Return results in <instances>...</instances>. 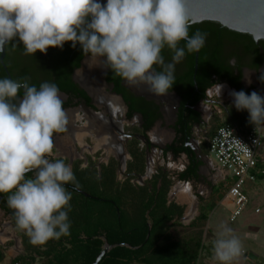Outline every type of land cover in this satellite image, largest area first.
<instances>
[{"label":"clouds","instance_id":"clouds-1","mask_svg":"<svg viewBox=\"0 0 264 264\" xmlns=\"http://www.w3.org/2000/svg\"><path fill=\"white\" fill-rule=\"evenodd\" d=\"M189 27L185 0H0V50L15 41L25 55L35 56L70 42L98 67L156 95L173 88L176 65L205 45L206 33L189 35ZM259 79L264 83V72ZM217 87L221 94L224 86ZM230 95L255 129L264 127V95L244 90ZM63 103L54 81L37 87L27 77H0V194H8L16 227L32 245L70 235L67 185H79L69 164L49 158L54 134L68 122ZM242 250L233 229L218 224L213 259L232 264Z\"/></svg>","mask_w":264,"mask_h":264},{"label":"trees","instance_id":"trees-1","mask_svg":"<svg viewBox=\"0 0 264 264\" xmlns=\"http://www.w3.org/2000/svg\"><path fill=\"white\" fill-rule=\"evenodd\" d=\"M226 30L235 35L241 34L229 29ZM189 35H191L190 29ZM246 36L252 45L251 52L254 55L252 67L257 68L259 65H264V41H260L261 43L258 46L250 35ZM10 44L11 42L6 45V48ZM260 47L263 48V53L258 52ZM213 54H217V51H213ZM56 55L57 58L58 56L59 58L67 57L63 53H56ZM216 56L210 60L211 63L209 62V64L213 68L211 74L217 75V79H208L202 86L203 91L220 81L226 82L236 91L244 90L240 85L239 79H233L220 74L217 70L219 68L216 62L217 60H214ZM186 57L189 68L187 73L188 87L190 89L185 94L181 93L179 88H177V78L174 80L173 88L169 89V91L176 90L181 96V112L179 114V121L173 125L175 139L172 144L164 149L163 155H167L168 152L174 158L180 157L182 154L185 155L187 164L177 174V178L179 181L198 182L200 180L198 169L201 160L196 157L191 149L186 148L185 142L191 133L193 124L198 121L199 116V113L195 112L191 106L197 102L199 97L191 101L189 100L192 93L195 92L192 77L195 73L196 80L201 88V80L208 73L206 65L208 57H206L201 48L196 72H194V53L187 54ZM0 77H5L1 65ZM106 80L114 83L115 91L122 94L128 104V117L134 113L142 115L144 122L141 125L140 131H148L155 119L159 116L158 106L153 101H148L143 97L133 96L121 87V78L114 75L111 71L107 73ZM57 85L60 89L65 90V92L72 93L75 97H80L85 102H89V97L76 85L69 82L66 77L58 79ZM244 91L246 93L248 92L247 90ZM187 102L188 106L186 107ZM184 111L188 112L190 118H192V120L189 118L188 124L184 122ZM246 119H248L246 110L237 111L234 107H227V113L223 119L217 114L212 118V122L214 121L217 124L210 137L219 125L229 122L239 128V120L245 121ZM208 141L205 143L206 147L204 144H201V148L206 154H209ZM137 142L139 143V141ZM75 168L77 170H74L73 173L78 182V187L97 196V198H88L75 189L67 187L68 191L72 192V199L70 201L71 210L68 213L71 222L70 235L61 237L59 240H50L45 245H32L29 242V238L26 237L24 238V253L13 258L11 264H30L37 258L41 260L40 264H91L101 251L105 241L109 245L114 246L101 258L98 264H197L199 253L203 248L201 238L199 236H189L180 241H175L170 233L171 226L169 222L173 221V219H180L184 207L176 205L172 201L168 203V191L171 186V181L166 177L165 173H156L150 179V190L148 186L142 185L137 191L129 181L132 177H129V190L116 192L118 198H120V201H118L113 197H102L96 194V192L90 189L92 184H90L86 177L82 176V170L78 166ZM127 168L129 169V164ZM91 173L98 176L97 172ZM128 187L126 188L128 189ZM7 195L0 194V210L4 211L11 219V222L16 225L13 210L7 206ZM196 218L199 221L207 220V215L201 212ZM148 233L149 236L147 238ZM126 245L138 248H131ZM3 258L4 255L0 251V260Z\"/></svg>","mask_w":264,"mask_h":264},{"label":"flooded vegetation","instance_id":"flooded-vegetation-1","mask_svg":"<svg viewBox=\"0 0 264 264\" xmlns=\"http://www.w3.org/2000/svg\"><path fill=\"white\" fill-rule=\"evenodd\" d=\"M189 24L191 35L197 31L206 33V42L202 50L203 53H205L206 57H208V60H206L208 73L206 74V77L201 80V88L196 80L195 73L192 77L194 80L195 92L192 93L189 100L191 101L196 97H199L197 102L191 105L192 107L197 108L198 111L194 110L193 108L192 109L195 112H198L199 116L198 121L195 122L192 126L191 133L186 139L185 146L186 148H189L194 152V148L196 146L194 141L195 127L201 128L204 124H208L210 120L215 116V114H217L218 111H215L217 107L220 109L219 111L227 108V105H225L226 103L223 100L213 99L208 94V91L210 92V89H213L214 86L217 85V83L205 91H203L202 89V86L205 84V82L208 81V79H217V75L211 74L213 68L209 64V62L211 63L210 60L213 59L215 55H217L216 59L214 60H217L216 62L219 65V68L217 70L220 72V74L229 76L233 79H239L240 85L244 90H247V93L249 94L252 91H256L261 95H264V83H262L259 79L261 73L264 72V65H259V67L257 68L252 67L254 55L251 52L252 45L246 36L249 34L241 33L240 35H235L232 32L226 30L228 28L222 26L221 24L220 26L218 22L210 20H204L201 22H191L189 20ZM260 41L256 43V45L259 46V43H261ZM183 43L184 42H181V44ZM215 48H217L218 50ZM213 51H217V54L214 55ZM258 52L263 53V48L260 47L258 49ZM56 53L66 54L67 57L59 58L58 56L57 58ZM163 54L166 60L171 59V53L169 52V50L165 49ZM5 58L4 62L12 79H21V77H27L29 78V82L31 84L39 87L42 81H54L57 84L58 79L66 77L69 82L73 83V85H76L81 91L84 92L87 97H89V102H85V100L81 99L80 97H75L72 93H67L65 92V90L59 88L60 94L63 98V107L65 109L68 122L63 132L54 134V143L55 138H57L56 136L60 135L61 138L59 136L57 140L61 143L67 142V152L66 150L62 151V154H67L66 156L68 157L58 156L51 157V159L62 158L65 163L71 166L72 169L73 167L78 166L81 170H86L87 172H97L98 175L99 171L102 170V168H108L110 166H116L118 172L120 165L117 158L123 157L122 150L121 153L115 152L117 151V147H120V149H122L120 138L119 136H117V133L120 132L119 128L121 127V136L125 135L126 140L131 139L130 141H132L136 138L138 140H141L140 136L146 135L147 140L142 139L143 141H145V144L143 146L145 148L144 150H146V148L152 149L153 142L150 139L149 133L154 128L156 123L164 118L163 109L166 110V122H169L171 124L170 132L163 135V139L167 141V144L163 149H166L170 144L173 143L175 139V131L173 129V125L177 121H179V114L181 112V96L177 93L176 90L169 92L173 93L174 95H176V97L179 98L178 106L175 105L173 96L166 98L156 97L150 99L143 97L148 101H153L158 106L159 116L155 119L148 131L141 132L140 134H126L124 132L125 125L123 126L120 123L121 126L119 127L116 124V122L119 121L117 119L119 118L117 117L118 113H115L116 118L113 119V111H117L121 115H123L121 118L122 123L124 119L130 122L131 120H133V117L139 118L140 114L134 113L132 116L128 117V104L126 103L122 94L115 91L114 83L106 80V75L109 71L98 67V61H90L86 56H84L79 45L73 48L71 46V43L68 42L65 43L62 49L50 47L46 54L41 52L39 53L38 51L35 56H33L25 55L22 45H19L18 43L13 41L11 42L10 46L6 48ZM186 58L187 57L185 56V58L175 67V78H177L178 80L177 88H179L180 92L183 94L187 93V90L190 89L188 87L189 83L187 73L189 68L187 66ZM89 63L91 65H89ZM1 67L3 69L5 77H8L2 65ZM90 69L92 72V76L86 77ZM196 71L194 70V72ZM84 77H86V79H84ZM218 83L221 85H226L227 88H231L226 82L220 81ZM120 84L121 87L126 89L133 96L142 97L135 94V92H138V90H136L135 88H133V90H130L128 88L129 85L122 79L120 81ZM224 89L226 88L224 87ZM22 92L23 90L21 89V94ZM207 98L208 100H206ZM162 101H165L167 105L161 104ZM188 102L186 103V107L188 106ZM75 106L86 109V111H88L89 114L92 115L90 119H85V121L79 120L80 124L77 123V121L75 120H77L79 116L78 109L74 114L72 111L70 112L66 110L67 108ZM183 116L185 117V121H183L185 122V124H188L190 114L184 111ZM190 120H192V118H190ZM143 122V117L142 119L139 118L140 128ZM127 131L129 132L130 130L128 129ZM86 134L93 135L96 140L97 147L105 148L107 150V154L104 153L102 156V153L99 154L98 151L93 153H90L88 151L85 152L84 147L82 145H78V143L80 142L82 136ZM160 142L161 141H157V143L161 145ZM74 143L77 144V147L74 145ZM163 151L164 150H161L160 152L163 154ZM112 155H116L117 157H113ZM102 157H104L103 160H101ZM28 175L31 176L32 174L29 173ZM124 177H126V175L123 174L121 178ZM92 196L97 198V196L95 195Z\"/></svg>","mask_w":264,"mask_h":264},{"label":"rangeland","instance_id":"rangeland-1","mask_svg":"<svg viewBox=\"0 0 264 264\" xmlns=\"http://www.w3.org/2000/svg\"><path fill=\"white\" fill-rule=\"evenodd\" d=\"M89 65L91 64L89 63ZM89 76H92L91 69L88 71L86 77ZM86 77H84V79H86ZM223 86L227 90L224 89L223 87L220 94L219 89L216 85L214 86L215 88L210 89V92L208 91L209 96L216 100H223L226 103L225 105H227V107H234L233 98L230 95L233 89L227 88L226 85ZM161 104L167 105L165 101H162ZM77 109L79 113L78 119L75 120L77 121V123H79V120L82 121H85V119L88 120L92 116L89 114L88 111H86V109L78 106L67 108L66 110L70 112L72 111L74 114ZM219 110L220 109L218 107L215 109V111H219ZM163 112H164L163 113L164 118L158 121L154 126V128L149 133L150 139L153 142L152 145L153 148L149 149L148 153H146L144 150L145 148L143 147L145 141H143L142 139L138 140L136 138L139 141L138 143L136 140L134 141L133 140L130 141L131 139L126 140L125 135L121 136L120 123L123 126L125 125L124 132L126 134L127 133L140 134L141 131L139 127V118L133 117V120H131L130 122L124 119L122 123L121 118L123 115H121L117 111L116 112L113 111V116H112L113 119L116 118L115 113H118L117 117L119 118L117 119L119 121L116 122V124L120 127L119 128L120 132L117 133V136H119L122 144V149H120V147H117L116 149L117 151L115 152L121 153L122 150L123 157L117 158L119 160V165H120L118 172L116 166L102 168V170L99 171L98 176H96L94 173L87 172L86 170H82V176L86 177L90 182V184H92L90 189L96 192V194H98L99 196L102 197L109 196V197H113L115 200L120 201L119 200L120 198H118V194L116 192H120L121 190H129L128 187L129 177H132L131 180L129 181L136 188L137 191L139 190L138 188L141 187L142 185L148 186L150 190L151 188V185L149 183L150 179L156 173L163 172L165 173L166 177L171 181V186L168 191V199L172 201L174 200L173 202L176 201L177 203L185 205L184 209L186 207V209L183 210L182 218L177 220L173 219V221L169 222L171 226L170 233L174 237L175 241L176 240L180 241L189 236L191 237L199 236L201 238L203 243V248L199 253L197 264H220V262L213 259L211 252L212 241L215 238L217 225L220 223H226L229 227H231L233 229V233L240 237L243 244L242 254L238 258H236L232 262V264H264V183L260 184L261 186L260 190L262 191H260L259 193H257L256 191L255 193L254 192L250 193L251 195L250 206L247 207V210L246 211L244 210L245 212H243V214L240 215L234 222L230 221V215H231V211L233 210V205L230 203L226 205L224 203V200L226 198L225 197L226 189L224 187V183L222 184L219 183L218 185H216L213 197L212 198L209 197L206 203L205 201H203V203H200L201 201L197 198L198 205L195 206V208H190V212H187L188 205L190 204L193 205V201L192 200L189 201V193L187 195V193H185L186 192L185 188L183 187H187L188 191L191 190V188L193 192H195L196 190V192L200 193L205 199L208 195L207 189L205 187V183H200V181L194 182L196 186H193L194 183L192 182L179 181L177 178V174L185 168L186 159L181 156L174 158L170 153H168L167 155H163L160 152L161 150H164L163 148L167 144V141L163 139V135L170 132L171 130L170 129L171 124L169 122H166L165 120L166 110L163 109ZM247 122H249L248 119ZM216 124L217 123L214 121L212 122L211 119L208 124H204L201 128L195 127L194 140L199 141V145L200 143L201 144L206 143L208 141V138L214 131ZM128 129L130 130L129 132L127 131ZM59 136L56 137L58 138ZM57 138H55L53 154L49 157L50 159L51 157H58V156L68 157L66 156L67 154L66 155L62 154V151L66 150L67 152V147H66L67 142L61 143L57 140ZM82 138L80 140L81 143L79 142L78 145H82L85 149V152L88 151L90 153H93L98 151L99 154L102 153V156L104 153L107 152L105 148L97 147V143L93 135L86 134L83 135ZM157 141H161L160 142L161 145L157 143ZM74 145L77 147L76 143H74ZM112 156L117 157L116 155H112ZM103 158L104 157H102L101 160H103ZM209 158L212 159V161H214L212 156H209ZM128 164H129V169L127 168ZM74 170L77 169L73 167L72 171L74 172ZM123 174L126 175V177L121 178ZM136 174L137 176H135ZM214 180H216V177ZM126 187H128V189ZM179 187L181 188L180 189L181 191H179L178 189ZM177 192L180 193L178 194ZM183 196H185V198ZM179 197H181V199ZM257 201L259 203L255 204ZM256 209H259L260 212L254 213V210ZM201 212L207 215V220H203V221L197 220L196 217ZM26 237L27 235L23 231L18 230L16 225H14L11 222L9 216H7L4 213V211L0 210V247H1L0 251L4 255V258L0 260V264H11L13 258L24 253L25 251L24 238ZM40 261L41 260L37 258L33 263L31 262L30 264H40ZM132 264H139V263H132Z\"/></svg>","mask_w":264,"mask_h":264},{"label":"water","instance_id":"water-1","mask_svg":"<svg viewBox=\"0 0 264 264\" xmlns=\"http://www.w3.org/2000/svg\"><path fill=\"white\" fill-rule=\"evenodd\" d=\"M185 9L188 16V19L191 22H201L204 20L215 21L221 24L222 26L237 31L240 33H247L252 36L255 43H258L260 40H264V0H185ZM6 55V46L3 50H0V63L3 66L7 76L11 78L9 71L5 65L4 58ZM198 59L199 52L194 53V70L198 68ZM130 90L135 88L138 92L135 94L145 97V98H166L173 96L175 105H179V98L176 97L173 93L169 92L163 95H156L148 90L146 86H129ZM208 100V98L206 99ZM194 110L198 111L197 108L193 107ZM139 118L142 119V115H139ZM141 139L147 140L146 135H141ZM195 141L194 152L196 157L205 161L206 158H210L203 155L201 147L199 146V141ZM146 153H148L149 148H146ZM125 163V162H124ZM123 163V165H124ZM137 176V174L135 175ZM67 187L73 188L76 191L80 192L86 197L96 198L91 194L85 192L84 190L68 184ZM150 230V226H149ZM149 233L147 235V238ZM125 245V244H119ZM114 245H109L106 241L92 261L91 264H98L101 258L113 247ZM131 247L129 245H126ZM138 248V247H131Z\"/></svg>","mask_w":264,"mask_h":264},{"label":"built area","instance_id":"built-area-1","mask_svg":"<svg viewBox=\"0 0 264 264\" xmlns=\"http://www.w3.org/2000/svg\"><path fill=\"white\" fill-rule=\"evenodd\" d=\"M208 142L210 156L233 179L227 196L233 202L230 221L234 222L249 203L244 190L245 183L264 181V160L257 156L262 144L261 132L260 129L252 127L242 133L234 124L227 122L216 128ZM255 212H259V209Z\"/></svg>","mask_w":264,"mask_h":264},{"label":"crops","instance_id":"crops-1","mask_svg":"<svg viewBox=\"0 0 264 264\" xmlns=\"http://www.w3.org/2000/svg\"><path fill=\"white\" fill-rule=\"evenodd\" d=\"M215 88V87H214ZM226 113H227V108L226 109H224V110H222V111H218L217 112V115L220 117V118H224V116L226 115ZM252 127H254L252 124H250L249 122H247V119L245 120V121H241V120H239V128H238V130L240 131V132H242V133H246L248 130H250ZM258 129H260V132H261V140H262V144H261V146L259 147V149H258V152H257V156H258V158L259 159H261V160H264V127H258ZM204 145H205V143H204ZM200 147H201V143H200V145H199ZM205 147H206V145H205ZM201 151H202V153H203V155H205L206 157L208 156H210V154H206V153H204L203 152V150H202V148H201ZM195 153V152H194ZM181 157H184L185 159H186V157H185V155H181ZM198 158V157H197ZM201 160V159H200ZM214 160V159H213ZM186 164H187V161H186ZM202 172H203V175H202ZM198 174H199V176H200V183H205V187H206V189H207V197H206V199L205 198H203V196L200 194V193H197L196 192V190H195V192H193L192 191V188H191V190H189L188 191V189H187V187H183V188H185V193H187V195H188V193H189V201H193V205L192 204H190V205H188V210H187V212H190V208H195V206H197L198 205V200H197V198L201 201L200 203H203V201H205V203H206V201L208 200V198L209 197H213V195H214V192H215V188H216V185H218L219 183L220 184H222V183H224V187H225V189H226V195H225V200H224V203L226 204V205H228V203H230V204H232L233 205V202H232V200L227 196V190H228V187L230 186V184L232 183V181H233V179H232V177H231V175L230 174H228V173H226L225 171H223L222 169H220L219 168V166L215 163V161H212V159H208V158H206L205 159V161H202L201 160V164H200V166H199V169H198ZM215 177H216V180H214L215 179ZM227 180V181H226ZM181 182H185V181H181ZM187 182H192V181H187ZM192 183H194V182H192ZM262 183H264V181H262V180H257V181H255V182H246L245 183V185H244V190H245V193H246V195L248 196V199H249V203H248V205H247V207H249L250 206V203H251V195H250V193L251 192H254L255 193V191L257 192V193H259L260 191H262V190H260L261 189V186H260V184H262ZM193 186H196V184L194 183V185ZM181 187V186H180ZM178 188L179 189V191H181L180 189L181 188ZM194 189H195V187H194ZM178 193V192H177ZM180 193V192H179ZM178 193V194H179ZM184 198H185V196H183ZM180 199H181V197H179ZM262 199V198H261ZM172 200H169L168 199V203H170ZM174 201V200H173ZM172 201V202H173ZM185 201V200H184ZM188 201V200H187ZM176 205H178L179 204V206L181 205L182 207H184L185 205H183V204H180V203H177L176 201L174 202ZM187 203V202H186ZM189 203V202H188ZM259 202L257 201L255 204H258ZM205 205V204H204ZM203 206V205H202ZM247 207H246V209H245V211L247 210ZM185 209H186V207H185ZM184 209V210H185ZM245 211H243V212H245ZM232 212V211H231ZM259 212H260V210H259ZM258 212V213H259ZM254 213H256L255 212V210H254ZM243 214V213H242ZM241 214V215H242ZM181 218H182V216H181Z\"/></svg>","mask_w":264,"mask_h":264},{"label":"bare ground","instance_id":"bare-ground-1","mask_svg":"<svg viewBox=\"0 0 264 264\" xmlns=\"http://www.w3.org/2000/svg\"><path fill=\"white\" fill-rule=\"evenodd\" d=\"M100 88H101V87H100ZM100 88H99V89H100Z\"/></svg>","mask_w":264,"mask_h":264}]
</instances>
